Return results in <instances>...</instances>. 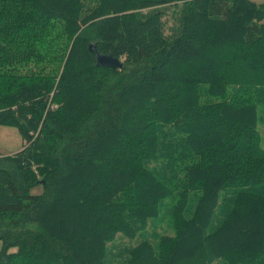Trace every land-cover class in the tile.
Listing matches in <instances>:
<instances>
[{
  "label": "trees",
  "instance_id": "1",
  "mask_svg": "<svg viewBox=\"0 0 264 264\" xmlns=\"http://www.w3.org/2000/svg\"><path fill=\"white\" fill-rule=\"evenodd\" d=\"M260 107L264 2L0 0V264H264Z\"/></svg>",
  "mask_w": 264,
  "mask_h": 264
},
{
  "label": "rangeland",
  "instance_id": "2",
  "mask_svg": "<svg viewBox=\"0 0 264 264\" xmlns=\"http://www.w3.org/2000/svg\"><path fill=\"white\" fill-rule=\"evenodd\" d=\"M264 1V0H256ZM164 13L165 32L171 35L175 26V10L173 8L161 9ZM258 128L260 130L264 144V107L258 111ZM22 139L16 128L0 126V154L4 156L13 155L21 150ZM39 189L32 191L33 194L39 193ZM161 231V230H159ZM167 232V230H165ZM168 233V232H167ZM171 233V232H169ZM133 243H137L136 241Z\"/></svg>",
  "mask_w": 264,
  "mask_h": 264
},
{
  "label": "water",
  "instance_id": "3",
  "mask_svg": "<svg viewBox=\"0 0 264 264\" xmlns=\"http://www.w3.org/2000/svg\"><path fill=\"white\" fill-rule=\"evenodd\" d=\"M89 49L91 52L94 53V55L96 57V63L98 66H101L104 68H109L112 70L122 69L123 64L120 62V60L114 59L110 56L100 55L98 52L93 51L91 46Z\"/></svg>",
  "mask_w": 264,
  "mask_h": 264
},
{
  "label": "crops",
  "instance_id": "4",
  "mask_svg": "<svg viewBox=\"0 0 264 264\" xmlns=\"http://www.w3.org/2000/svg\"><path fill=\"white\" fill-rule=\"evenodd\" d=\"M251 1H253L255 3H263L264 2V1H256V0H251Z\"/></svg>",
  "mask_w": 264,
  "mask_h": 264
}]
</instances>
